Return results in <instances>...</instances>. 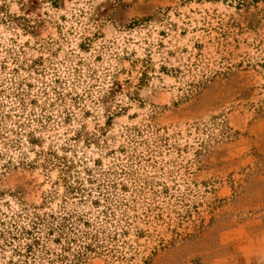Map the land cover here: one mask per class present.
Returning a JSON list of instances; mask_svg holds the SVG:
<instances>
[{
	"label": "rangeland",
	"instance_id": "obj_1",
	"mask_svg": "<svg viewBox=\"0 0 264 264\" xmlns=\"http://www.w3.org/2000/svg\"><path fill=\"white\" fill-rule=\"evenodd\" d=\"M33 221L41 264H264V0H0V234Z\"/></svg>",
	"mask_w": 264,
	"mask_h": 264
},
{
	"label": "trees",
	"instance_id": "obj_2",
	"mask_svg": "<svg viewBox=\"0 0 264 264\" xmlns=\"http://www.w3.org/2000/svg\"><path fill=\"white\" fill-rule=\"evenodd\" d=\"M37 226L38 223L33 221L31 223L30 229H26V227L20 226L18 230L17 227H15V232H13L14 230L11 231L10 229H7L0 234V237H2V244L0 245L1 252L6 251V249L10 252L8 260H6L4 264H38L37 262H40V264L42 263L38 259L42 260L43 258H40L37 252L45 256L46 254H48V250H46L45 246L42 245L43 237L38 235ZM58 227L54 228L60 229V225ZM54 228H48L49 232L47 233V235H51L50 232L53 231Z\"/></svg>",
	"mask_w": 264,
	"mask_h": 264
}]
</instances>
